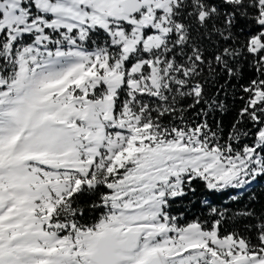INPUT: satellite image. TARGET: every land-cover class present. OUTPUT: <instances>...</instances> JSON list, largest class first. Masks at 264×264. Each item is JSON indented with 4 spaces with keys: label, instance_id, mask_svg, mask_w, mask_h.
<instances>
[{
    "label": "snow or ice",
    "instance_id": "snow-or-ice-1",
    "mask_svg": "<svg viewBox=\"0 0 264 264\" xmlns=\"http://www.w3.org/2000/svg\"><path fill=\"white\" fill-rule=\"evenodd\" d=\"M0 264H264V0H0Z\"/></svg>",
    "mask_w": 264,
    "mask_h": 264
},
{
    "label": "trees",
    "instance_id": "trees-1",
    "mask_svg": "<svg viewBox=\"0 0 264 264\" xmlns=\"http://www.w3.org/2000/svg\"><path fill=\"white\" fill-rule=\"evenodd\" d=\"M187 218H188L189 220L192 219V214L189 213ZM181 223H184V220H181Z\"/></svg>",
    "mask_w": 264,
    "mask_h": 264
}]
</instances>
